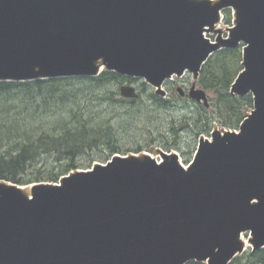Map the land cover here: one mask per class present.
<instances>
[{"label":"water","instance_id":"1","mask_svg":"<svg viewBox=\"0 0 264 264\" xmlns=\"http://www.w3.org/2000/svg\"><path fill=\"white\" fill-rule=\"evenodd\" d=\"M238 46L230 94L253 101L239 132L200 137L187 167L173 151L117 153L57 183L0 181V264H229L242 233L264 248V0H0V81L105 70L162 92ZM189 95L209 105L195 84Z\"/></svg>","mask_w":264,"mask_h":264},{"label":"trees","instance_id":"2","mask_svg":"<svg viewBox=\"0 0 264 264\" xmlns=\"http://www.w3.org/2000/svg\"><path fill=\"white\" fill-rule=\"evenodd\" d=\"M222 16L226 26L232 24L231 9H224ZM241 62V47L221 49L202 66L197 82L211 93L214 114L230 129H238L253 107L250 94L238 97L229 92L243 68ZM131 79L103 71L91 77L0 81V181L19 185L57 182L61 175L80 168L81 160L88 162L84 158L95 156L96 150L121 153L117 128L103 119L96 105L108 96L110 82ZM51 162L53 168L43 170ZM186 264L204 263L192 260ZM229 264H264V248L246 250Z\"/></svg>","mask_w":264,"mask_h":264},{"label":"rangeland","instance_id":"3","mask_svg":"<svg viewBox=\"0 0 264 264\" xmlns=\"http://www.w3.org/2000/svg\"><path fill=\"white\" fill-rule=\"evenodd\" d=\"M216 28L221 29L223 35H226L227 26L222 21L216 24ZM215 36L214 33L208 34L211 39ZM191 77L189 73V78ZM122 84L138 87L141 91L140 96L137 99L122 98L119 93ZM152 92L153 88L141 78L124 80L123 83L115 80L108 84L109 94L106 99L96 105V109L103 112V119H107L111 126L117 128L115 135L119 141L120 154H131L134 153L133 150L140 149L139 153L147 152L158 157L160 150L173 151L178 153L179 161L187 165L193 158L200 137L210 138L211 132L215 129L230 130L221 125L219 114H214V106L211 104L212 95L209 92L208 108L202 104L186 103L183 100L168 106L162 105L151 97ZM200 113L204 115L203 118L199 117ZM95 153V156L84 158L88 162L81 160L80 162H84L85 165L82 163L78 169H88L96 162L104 163L112 154L109 150H96ZM43 164L44 162L37 165L39 169L44 166ZM53 166L54 162H51L50 166L43 170H50ZM249 237L248 233L241 235L245 243L247 240L246 250L251 249Z\"/></svg>","mask_w":264,"mask_h":264},{"label":"flooded vegetation","instance_id":"4","mask_svg":"<svg viewBox=\"0 0 264 264\" xmlns=\"http://www.w3.org/2000/svg\"><path fill=\"white\" fill-rule=\"evenodd\" d=\"M194 84H196L195 80L192 77L189 78V72H186L182 76H173L171 78L165 79L161 85L162 92H158L152 87L153 92L151 97L153 99H157L160 104L167 106L181 100L186 103L195 102L197 104H202L201 102L191 98L189 95V92ZM196 87L200 88V86H197V84ZM135 88L140 96V89L138 87Z\"/></svg>","mask_w":264,"mask_h":264},{"label":"bare ground","instance_id":"5","mask_svg":"<svg viewBox=\"0 0 264 264\" xmlns=\"http://www.w3.org/2000/svg\"><path fill=\"white\" fill-rule=\"evenodd\" d=\"M242 239V241H243V243H244V246H245V248L247 247V245H248V243H247V240H246V243H245V239H243V238H241Z\"/></svg>","mask_w":264,"mask_h":264}]
</instances>
